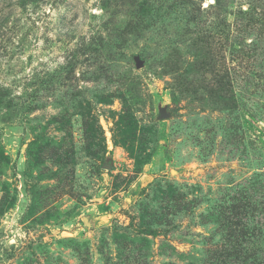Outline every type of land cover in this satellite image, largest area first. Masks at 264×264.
<instances>
[{
  "label": "rangeland",
  "instance_id": "rangeland-1",
  "mask_svg": "<svg viewBox=\"0 0 264 264\" xmlns=\"http://www.w3.org/2000/svg\"><path fill=\"white\" fill-rule=\"evenodd\" d=\"M256 225L264 0H0V264H255Z\"/></svg>",
  "mask_w": 264,
  "mask_h": 264
},
{
  "label": "trees",
  "instance_id": "trees-1",
  "mask_svg": "<svg viewBox=\"0 0 264 264\" xmlns=\"http://www.w3.org/2000/svg\"><path fill=\"white\" fill-rule=\"evenodd\" d=\"M239 210H242V207L241 206H237V207H234V211H239ZM255 231L258 233L259 236H261L264 240V229L262 227H260L259 225L255 227ZM239 254L243 252V249L240 247L238 249H236ZM262 251H264V249H262ZM260 255H263L264 256V253H256L254 254V258H255V264H264V260L262 261L261 263V257ZM215 264H221V261L215 263Z\"/></svg>",
  "mask_w": 264,
  "mask_h": 264
},
{
  "label": "water",
  "instance_id": "water-1",
  "mask_svg": "<svg viewBox=\"0 0 264 264\" xmlns=\"http://www.w3.org/2000/svg\"><path fill=\"white\" fill-rule=\"evenodd\" d=\"M143 66H144V63H142V62H138V68H143Z\"/></svg>",
  "mask_w": 264,
  "mask_h": 264
}]
</instances>
